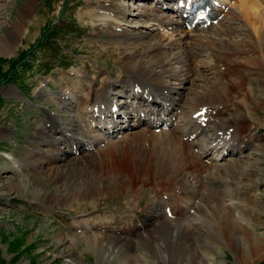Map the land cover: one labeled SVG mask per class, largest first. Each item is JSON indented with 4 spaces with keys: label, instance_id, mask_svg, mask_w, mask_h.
Wrapping results in <instances>:
<instances>
[{
    "label": "rangeland",
    "instance_id": "374dc122",
    "mask_svg": "<svg viewBox=\"0 0 264 264\" xmlns=\"http://www.w3.org/2000/svg\"><path fill=\"white\" fill-rule=\"evenodd\" d=\"M33 1H35L34 4ZM33 1L30 5V0H0V47L4 49L1 43L14 34L12 32L14 21L19 18L21 8L27 10L29 5L31 6L28 9L29 19L26 20L28 23L25 24L23 33L15 36L13 47L9 46L7 50L0 51V264H264V81L261 85L260 75L253 73L242 79L236 78L241 85L239 90L232 82L235 80L233 77L236 73L233 72L231 76L226 72L233 71V67L228 68V63L224 60L225 68H222L218 62L223 79L229 82L230 90L225 97L232 98L231 93L234 92L233 102H230L231 106L223 110L221 120L235 117V115L244 116L242 120L245 124L242 125V130L246 135L254 134L255 138L247 146H241L238 152L228 153L219 161L214 160L205 164L209 169L207 171L205 168L204 173L201 171L203 168L201 162H196L201 167L195 168L197 164L191 168L187 178L196 195L190 197L191 199H184V215L175 218L183 221L185 230L180 229L174 232V230L161 228L159 232L150 224L146 230L129 232L127 226L130 216L149 206L152 200L159 202V212L163 217L168 221L172 220L167 213L170 206L164 209L165 204L161 205L155 198L157 190L160 199L162 198L161 193L165 190V187H162L164 179H157L160 181L157 185L153 184L154 182L147 184L148 182L142 181L143 178L140 175L146 170L148 175L145 174L151 178V163L148 162L144 170L139 166L134 167L125 160L128 152L133 151V148H138L137 151L140 153L143 150L147 157L151 154L155 156L156 149H152L149 142L151 135L155 132L146 131L143 126H137L105 139L103 146L97 150L98 153L93 150L92 154L79 152L62 155L64 160L58 162L60 166L58 177L56 175L49 177L45 172V174L41 173L43 170L39 167L33 169L30 166L33 160L31 157H26V152L27 149H32L37 141L40 132L38 128H45L42 119L47 121L45 115L49 116L48 111L55 112L57 118L54 120H64L66 115L69 118L78 117L80 112L77 109L76 98L87 91L86 87H84L85 90L81 87L86 84L99 88V81H102L103 74L106 76L112 73L114 77H121L120 62L124 52L129 53L132 51L133 44L140 43L141 48L137 46L135 49L145 55L148 49L143 43L152 41L153 37L144 35L134 39L128 38L122 34L121 29L114 30L120 32L122 36L113 35L109 27L106 28L110 32L102 28L99 34H94V22L89 18V14L98 3L88 2L95 0ZM256 1L262 8L263 3L260 0ZM121 3L124 4L122 6L127 7V11L125 10V15L120 14L118 17L127 21L123 27L129 30L141 29L137 27H143L146 23L143 21L154 14L161 17L170 16L165 12L153 10L150 0H123ZM236 10H238L236 7L228 9V18L237 12ZM228 23L227 20V24L223 22L220 26H227ZM241 23L245 25L244 19ZM95 30L97 32L99 29L95 28ZM158 31L161 32V30ZM171 49L165 52L172 55L175 52L180 53L179 51L183 48ZM198 55L196 54V57ZM208 58L207 56L198 57L196 61L189 63L191 66L199 67L197 69L190 67L191 70L184 75L186 81L184 80L183 84L167 70V73L162 72L158 64H152L151 67L155 71L160 70V78L164 83L166 81L170 85L173 83L175 87L182 84L184 88L180 87L176 90L183 97H190L187 90H192L193 87L201 90L205 80H219L213 77L218 73L217 70V72L214 71L215 65L212 66V62H210V68L205 65L211 60ZM165 67L180 75H182L181 72L184 73L183 63L175 59H170ZM261 67L264 70V67ZM105 69H107L106 74ZM262 69L261 73L264 74ZM88 70L92 72L86 74L84 71ZM239 71L244 73L242 75H247L244 70ZM89 78H92L90 83ZM116 86L118 85L114 87ZM115 90L122 94L121 91L124 89L116 87ZM62 91L70 96L71 100L68 102L70 105L63 103L64 106L60 100L58 101ZM111 94L113 96V93ZM114 94L116 97V92ZM246 96L249 97L247 102H250L248 110L240 108L235 110L234 101ZM176 97L178 95L174 96ZM225 97L223 96L224 99ZM176 112H179L178 108ZM180 114H182L181 109ZM219 121L218 119L216 123ZM88 125L91 127L89 123ZM178 127L180 131L183 126ZM46 130L43 129L42 132ZM91 130L92 134L97 133L93 128ZM171 133L174 135L175 131ZM212 133L213 130L206 128L199 137L198 144L195 147H193L194 144L190 146L193 149L190 151H195L194 153L198 156L197 147H202L203 143L206 145ZM139 140L143 145L139 143ZM110 143L117 145L114 147ZM109 145L110 150L107 149ZM211 157L212 155H209L207 158ZM72 159L77 160L76 164L73 161L70 162ZM41 167H44V162ZM136 169L141 172H133ZM208 172H213L212 175L217 176L221 183L205 178ZM195 176L201 181L194 183ZM124 180H128L131 185L127 191L112 190L111 192L108 188L109 181L116 185ZM89 186L91 194H85ZM168 188L172 191L176 189L174 192L177 193H179L178 188L182 189L180 186L175 189ZM168 188H166L167 191ZM215 188L221 192L220 201L211 199L212 191L209 189ZM36 189L41 192L56 193L58 196L44 200V197L35 195ZM107 189L109 191H106ZM132 192L135 193L132 194ZM205 192H207L206 197ZM67 198L78 200H75L73 204L67 201ZM216 202H221L231 211L237 207L233 219L239 228L235 234L230 233L232 228H226L225 223L219 218L215 210ZM208 207H211L210 211ZM197 211L201 218L193 219ZM185 213L187 216L190 215L191 221H186ZM221 214L222 211H220ZM112 216L117 218L112 220ZM203 219L205 222L201 221ZM154 222L153 224H157L156 220ZM108 228L112 232H108ZM104 229L107 233H104ZM114 229L122 230V232L125 230L127 234L113 233ZM102 235L117 237L120 242H113L112 245H114L110 248L101 246L95 239L99 240ZM182 242L186 244L185 247L182 246Z\"/></svg>",
    "mask_w": 264,
    "mask_h": 264
},
{
    "label": "bare ground",
    "instance_id": "6f19581e",
    "mask_svg": "<svg viewBox=\"0 0 264 264\" xmlns=\"http://www.w3.org/2000/svg\"><path fill=\"white\" fill-rule=\"evenodd\" d=\"M32 1L30 0V5H32ZM104 1L108 2L106 6H104L103 4ZM34 2L35 1H33V4ZM97 3H98L97 7L91 10L89 14V18H91V20L94 22L95 28L99 29L96 32L97 34L100 33L101 27L104 26V27H109L111 31L112 30L115 31L114 29L116 30L121 29L123 31L122 34L123 35L125 34L126 35L125 37H128V38L134 39L140 36L142 37L144 35H151L153 37V40L149 42H145V44L143 43V45L146 46V48L148 49L147 52L145 51L146 52L145 55H142V52L135 49V47L137 46L140 47L142 45L140 43L133 44V47H131L132 51H130L129 53L128 52L126 53L123 51L124 55L120 62V68H121L120 71L122 72L121 77L120 76L114 77L112 73H109V74H106L105 77H103L101 82L99 81L100 83L99 88H92L91 85L88 86L86 84L85 86H82L83 88L86 87L87 91L85 94L81 95L80 99L77 100L78 102L77 106L80 107L79 110H81V112H84V115L91 117V118L100 116L101 114H104L105 116H112L114 113H116V115H119L120 114L119 109L127 108V107L131 108V111L126 109L125 112L127 114L129 113L130 116H135V117L138 116L139 112H142L145 115V114H149L150 111L152 114H160L161 112H166L168 114L173 115L174 114L173 111H175L177 108L181 109L182 116L184 115L187 120L185 119L186 121L184 124L186 125L182 127L180 131L178 130L179 127L176 126L175 129L172 128V129H167V130H161L159 134H156L155 132V134L151 135L152 138H150L151 140L149 142L151 144L152 149L153 148L156 149L155 156L151 154L149 157H147V154L143 150L140 153L137 151L138 148H133L134 152L129 149L130 151L128 152L127 159L125 160H128V162L131 163L134 167L139 166L141 168H144V170L146 169L145 168L146 164L150 162L151 163L150 165L152 166L151 178L150 176L149 177L147 176L148 174L146 173V170H145V173L147 175L145 173H141L140 175V177L143 178L142 181L144 180L145 182H148L147 184L154 182L153 184L157 185V183H160V181H157V179H162V180L164 179L162 183V187H165V190L162 193L167 195L168 198L164 200L163 202H172V200H174L176 204H175V207H173V209L171 210V213L176 217L183 216L185 212L184 211L185 200H188L190 197H193L196 195V192L191 189L190 183L187 178L188 177L187 174L190 173V170L193 166L199 163L198 161L199 156L200 158H203V157L207 158L209 155H213L214 150H215L213 148H215L216 146V142H208L206 145H204V147L202 148V151L200 153H197L199 154L198 156L192 151H190V146L194 144L195 142H197V138L200 136V134L203 132L204 129L196 136L195 141H191V142L183 141L178 136H176L177 135L176 132L184 135L185 131L188 130L189 128H191L190 133L196 129V126L192 125L190 123V120H188V116L191 115L193 112L200 110L202 116L204 115L207 116L208 124L211 123L213 128H215L216 130H222L223 133H228L227 132L228 127H232L231 131H233L232 133L233 139L236 140V142L230 143L229 145H227L225 153H231L233 151L238 152L241 146H247L252 140H254L255 137H254V134L250 135V133H248L249 135H246L244 131L242 130V125L245 124L242 120L244 116L235 115V117L233 116L225 120L224 119L221 120L222 118L220 116L221 114L224 113L223 110H226L225 108L228 107L227 106L228 103L233 102L234 92L231 93L232 98L227 99L225 97V96H228L226 95V93H228V91L230 90L229 82L226 81L225 78H224L225 79L224 81L223 79L224 76L222 75L223 73L220 74L219 70H217L218 73L215 74V76H213L215 79L218 78L219 80H214V79L205 80V84L204 86H201L202 88L201 90H196L195 87H193L195 89L192 88V90H187L188 95H190V97L188 96L183 97L182 95H180V92L176 89H180V87L181 89L184 88V86H181V85L183 84V81L186 79L184 75H186V73L191 70L190 67H193L195 69L199 67V66L198 67L191 66L187 61L188 60L192 61L193 59H195L196 54H200V51L202 49H204L205 51H208L209 59L213 60L214 56L215 57L218 56L219 60L223 61L222 64H224V62L226 61L225 63H228L227 67L228 66L233 67L234 69L233 71L227 70L226 72L236 73V76L233 77L235 80H233L232 82L236 87L239 88V90L241 89V85L240 83H238L236 78L240 77V79H242L245 76H251L253 73H257L260 75L259 77L261 79L260 81L262 82L261 83L262 85L264 81V79L262 80V77L264 78V74L261 73V69H262L261 66L264 67V62H262V60H264V8L263 7L261 8V4H259L256 0H233L232 8L236 7L238 9L236 10L237 12H234L233 15H231L229 18L222 17L219 21L216 22V25L220 26L221 24H223V22L227 24V20H228L229 23L227 26L218 27L216 25L210 24L207 27L200 28V29H193L189 31L178 30L177 22L175 21L172 22L169 17H160L154 14L152 17H149L147 21H145L146 23H144L143 27L141 26L137 27L141 29H137V31H134V30L127 29V27L124 28L123 26L126 24L127 21L123 20L122 17L121 18L118 17L119 14L125 15L127 11V10L125 11L126 7L121 5L120 0H102V2L97 1ZM30 5L28 9L31 7ZM28 9L26 10V8L24 9L21 8L20 13H19V18L16 21H14L13 30H12L14 34L6 38L5 41H2L1 45L4 46L5 49L3 47L2 48L0 47V51L7 50L6 48L9 46L13 47L14 42L16 40L15 36L23 33V28L24 26H26L25 24L28 23L26 20L29 19ZM242 19H244L245 25L241 23ZM169 26H171V28L173 29L170 28L171 29L170 30ZM159 28L163 30V32L162 31L159 32L158 31ZM126 29H127V33H126ZM140 30H142L141 33H139ZM122 34L116 31L114 32V35L122 36ZM210 47H213V50H211ZM171 48H183V49L182 51H179L180 53L175 52L172 55L168 54V52H165L166 50L171 49ZM184 49L186 50V52ZM169 56H172V57L170 58ZM151 58L153 60H150ZM170 59H175L183 63L184 73L181 72L182 75L175 72L174 70L171 71L170 69L169 70L166 69L165 65L169 63ZM155 63L156 65L158 64L159 67H161L162 72H165L167 70L168 72H170L172 76H174L182 84H180L179 86L176 85L175 87L172 84L170 85V84H167L166 82L164 83L160 78V73H161V72L159 73L160 70L155 71V69L151 67V65ZM212 66H214V63L212 64ZM223 66H225V64ZM258 68H259V71H258ZM240 69L244 70V72H247V75H242L244 73H240L239 71ZM181 76L184 78H179ZM249 78H252V77H249ZM115 85H118L119 87L124 89V94H126V97L136 98L138 101L133 102L132 100V102L129 104L127 103L126 99L115 102V100L113 99V98H116L114 94L115 89H114V92H112L113 91L112 89ZM109 93H113V96H112L113 98L109 97ZM175 95H178V97L174 98ZM60 96H62V99H60L62 103L67 104L71 100L69 95H67V97L64 98L63 97L64 94L60 93ZM157 96L160 99V101L156 100ZM223 96L225 97V99L223 98ZM148 98L150 99L148 100ZM222 98L224 99L223 101H222ZM240 98L236 102L234 101L233 108H235V110L240 108L241 110L247 111L249 108V103H250V102L249 103L247 102L249 101L248 100L249 97L248 96L243 97V99L241 100ZM140 100L141 102H139ZM146 100H148L150 103L148 104L145 103ZM228 105L231 106V103ZM66 117L67 115L64 116V118L67 120L64 119L65 121L64 120L62 121V120H52V117L48 116L47 121H51V124L49 127L52 128V130L49 131V130H46L47 128H39L40 132L38 133L37 141L34 143L32 149L31 148L27 149V152H26V157H31L33 160V161L30 160L31 161L30 166L33 169H37L38 167L41 168L43 170V172L41 173L45 172L46 174H48L49 177L53 175L54 176L56 175V177L59 176L60 166L58 162L63 159L62 155H67V154L72 153L70 151L72 149V144L74 145L73 148L75 151H78L81 149L83 145L81 137H87L86 139L87 142L98 141L99 139H104L106 137V136L93 137L91 135H88L85 129L83 128L80 117H73L72 119H68L69 117L67 118ZM76 118H79V119H76ZM218 119L220 121L219 123H216ZM75 120H76V124L74 123ZM98 123H101V121L97 119L96 124ZM63 124L70 125L72 127L70 129H73V131L70 129H63L62 128L64 127ZM208 124H206L204 127H206ZM224 124H227V126H224ZM105 127L106 126H103V129ZM43 129H45L46 131L42 132ZM145 130L148 131V129H145ZM112 131L113 130H111V132ZM172 131H175L174 135L171 133ZM73 134L75 138H73ZM242 134H245V135H242ZM63 142H69L68 149L65 148V146L63 145ZM139 143L143 145V143L140 140H139ZM212 143L214 144L212 145ZM110 145L114 146L117 144L110 143ZM225 145L226 143H223L221 147L224 148ZM106 146L104 147L106 148ZM124 146L126 148V145ZM109 147L107 148L108 150L111 149V147L110 148ZM96 153H98V151ZM226 155H223L218 152L216 155L215 161L222 159ZM72 161L75 164L77 162V160L75 159H72L70 162ZM15 162L16 161H14V163ZM43 162H44V167H41V164ZM60 163L62 164V162ZM65 164H67V162ZM202 164L203 163H201V166H203V168L201 169V171L203 172L206 167L205 165H202ZM199 166L200 164H198V166H196L195 168H199ZM120 171H123V170L120 169ZM136 171H140V170L136 169L133 172H136ZM201 171L199 172L201 173ZM212 174L213 172L206 173L205 178L213 182L221 183V180L217 176H213ZM196 178L197 176L193 177L194 183L197 181H201L200 177H199L200 180ZM107 185L110 186V187L108 186L107 187L110 189L111 192L112 190H116V191L123 190L125 192L131 186L128 183V180H124V182H122L121 184L118 182L116 183V185L111 184V182L109 181ZM177 186L182 187L181 190L180 188H178L179 193L174 192L176 190L175 187ZM168 187L170 188L173 187L172 189H175V190L172 191ZM166 188H168L169 190L167 191ZM90 190L91 188L89 186V188H87V190L85 191V194H89V193L91 194ZM36 191H35V195L44 197L45 198L44 200L52 199V198L54 199L56 196H58V194L56 193H51V192L47 193L43 191L41 192L40 190L39 192L38 189H36ZM106 191H109V190L107 189ZM209 191H212L211 192L212 194L210 193L212 195V197L210 196L212 200L215 201V200H219V198L221 199V192L217 188H215L214 190L209 189ZM133 193L135 192H132V194ZM157 193H158V190L155 192V195ZM162 193H161V197L163 195ZM181 193L182 195H180ZM204 194H206L204 195L206 197L207 192H205ZM70 198L72 199L73 197L71 196ZM74 199L76 201L78 200L77 198H74ZM66 200L71 203L75 202V200H69L68 198ZM204 200H207V199L204 198ZM180 201L182 202L180 203ZM208 202L210 203V201ZM150 205H153V206L149 207ZM158 205H159V202L152 200L149 203V206H145V208L143 209L139 207L141 210L138 211L137 214L133 213L130 216L131 219L127 226L129 232H137L139 229L146 230V227L150 224L151 226L154 227L155 230H159L161 228H163V230L164 229L174 230V232L175 230H180V229L185 230L184 228L185 225H183V221H180L177 219H172L170 221H168V219L166 220L163 217V215L159 212L160 206ZM207 205L209 206V204ZM210 208L208 207L209 211L211 210ZM236 208L237 207H235L233 211H231L229 208L224 207L221 202L215 203V210L219 218L222 220V222L225 223L224 226L226 228L228 229L232 228V230L229 232L230 233L234 232V234L239 228L237 224L235 225V220L233 219L234 212L236 213V210H235ZM220 211H222L221 215H220ZM194 215L195 216L198 215L199 217L194 216L193 219L201 218V215L198 211L195 212ZM185 216L184 217L186 221L187 220L191 221L190 215L187 216L186 214ZM116 218L117 217L115 216L111 217L112 220H115ZM155 220L157 221V224H153L155 223L154 222ZM204 220L205 219L201 221H204ZM108 229H109L108 232H112L110 228ZM113 231H114L113 233L117 232V230L115 229ZM119 231L122 232V230H119ZM160 231L161 230H159V232ZM122 233H126V231L124 230V232ZM148 233H150V231H148ZM148 236H145V237H148ZM184 238H186L185 234H184ZM95 240L99 242L98 243L99 245L107 247V248H110L111 246H113L114 245V244L112 245L113 242H117V243L120 242L119 238L117 237H108V236L105 237L103 235L99 237V240L98 239H95ZM92 243H95V242H92ZM182 246L185 247L186 244L183 243ZM92 249H93V246H92Z\"/></svg>",
    "mask_w": 264,
    "mask_h": 264
}]
</instances>
